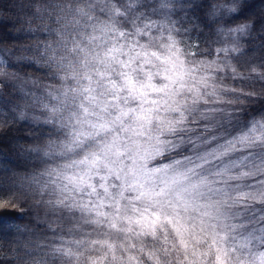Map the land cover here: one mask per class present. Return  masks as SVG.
Here are the masks:
<instances>
[{
	"label": "snow or ice",
	"instance_id": "6c2138e0",
	"mask_svg": "<svg viewBox=\"0 0 264 264\" xmlns=\"http://www.w3.org/2000/svg\"><path fill=\"white\" fill-rule=\"evenodd\" d=\"M34 6L57 27L16 51L54 83L0 110V144L21 132L39 161L26 183L0 182V237L44 229L31 264H264V109L249 110L264 106V62L233 64L241 38L264 37L247 0ZM14 55L0 47V89L19 78L4 71Z\"/></svg>",
	"mask_w": 264,
	"mask_h": 264
},
{
	"label": "trees",
	"instance_id": "16d2710c",
	"mask_svg": "<svg viewBox=\"0 0 264 264\" xmlns=\"http://www.w3.org/2000/svg\"><path fill=\"white\" fill-rule=\"evenodd\" d=\"M38 3L42 4L43 0H37ZM248 7L245 10L246 16L254 17L258 22L264 21V0H247ZM36 11L34 6V0H0V47L9 49L15 52L14 56L9 57L12 70L19 76H22L29 80H39L40 87L43 85L54 83L47 75V69L42 68L41 64H28L27 62L20 63L19 57L24 56L29 59L35 58L32 52H17L16 49L23 48L35 43H46L52 38L46 35V32L41 31L47 27H57L52 24L51 21H41L36 19L33 15ZM181 16L184 12L180 13ZM192 20L191 24H187L188 28H194L199 22L195 16L190 17ZM26 21H31V24ZM243 22V21H241ZM187 23V22H185ZM29 28L34 31H29ZM197 36L194 39L203 41L206 38L208 42H211L210 33L207 29H204L201 25L197 30ZM203 32L200 36L199 33ZM243 45L242 51L245 55L240 57V64L233 61V64L238 70L244 72L245 75L248 73L245 69L249 62H255L260 64L264 62V37L258 32H254L252 35L241 38ZM202 47H206L205 44H201ZM241 64L244 67H241ZM232 87H243V83L236 80H226ZM260 83L256 84L257 89L260 88ZM20 89L16 86L6 85L3 89H0V110H7L14 108L16 105L30 104L28 99H23ZM264 109V106L255 105L249 106V110L252 114L256 111ZM29 111H33L29 109ZM19 127V126H17ZM19 138V140L17 139ZM30 142L22 139V133L13 130V132L2 139L0 144V182H17L26 183L25 177L29 176L35 169L32 167L34 164H38L39 161L28 157L27 155L19 151L20 147H30ZM32 219V216L23 218V223H28ZM32 234H16L11 236L0 237V264H24L28 261L31 264L32 256L24 254L27 245L36 258H39L40 249H37L36 245L39 241L44 240L43 233L44 229H37L35 225H31ZM51 236V233H48ZM14 253L16 255H14ZM17 255L19 258H17Z\"/></svg>",
	"mask_w": 264,
	"mask_h": 264
},
{
	"label": "rangeland",
	"instance_id": "374dc122",
	"mask_svg": "<svg viewBox=\"0 0 264 264\" xmlns=\"http://www.w3.org/2000/svg\"><path fill=\"white\" fill-rule=\"evenodd\" d=\"M8 59H9V58H8ZM9 60H10V59H9ZM11 68H12V64H11V67H9V66L6 65L5 68H4V71H5V72H8L9 74H17V73H15ZM18 77H19V78H16V76L13 75V78L9 81L8 85H9V84H10V85L15 84L19 89H21V87H22V88H24L25 90L35 92L36 95H38V96L42 94V92H43V88H42V87H34L32 84L27 83L28 79H26V78H24V77H22V76H19V75H18ZM224 83H225L226 85L232 87V85H231L230 83L226 82V80L224 81ZM19 91H20V90H19ZM20 93H21V91H20ZM21 94H22V93H21ZM27 99L29 100V103H31V98L29 97V98H27Z\"/></svg>",
	"mask_w": 264,
	"mask_h": 264
}]
</instances>
